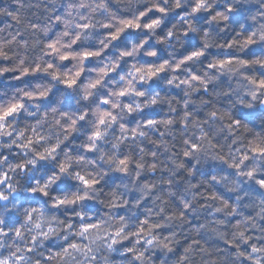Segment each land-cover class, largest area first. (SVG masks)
I'll list each match as a JSON object with an SVG mask.
<instances>
[{
    "label": "clouds",
    "instance_id": "9594fccd",
    "mask_svg": "<svg viewBox=\"0 0 264 264\" xmlns=\"http://www.w3.org/2000/svg\"><path fill=\"white\" fill-rule=\"evenodd\" d=\"M0 264H264V0H0Z\"/></svg>",
    "mask_w": 264,
    "mask_h": 264
}]
</instances>
